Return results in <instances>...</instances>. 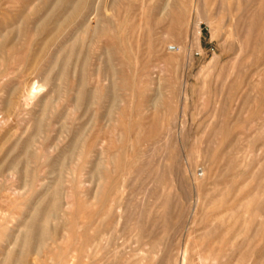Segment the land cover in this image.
Instances as JSON below:
<instances>
[{
  "label": "rangeland",
  "instance_id": "obj_1",
  "mask_svg": "<svg viewBox=\"0 0 264 264\" xmlns=\"http://www.w3.org/2000/svg\"><path fill=\"white\" fill-rule=\"evenodd\" d=\"M0 264H264V0H0Z\"/></svg>",
  "mask_w": 264,
  "mask_h": 264
},
{
  "label": "bare ground",
  "instance_id": "obj_2",
  "mask_svg": "<svg viewBox=\"0 0 264 264\" xmlns=\"http://www.w3.org/2000/svg\"><path fill=\"white\" fill-rule=\"evenodd\" d=\"M29 95H30V96L35 95V90L32 89V90H31V93H29Z\"/></svg>",
  "mask_w": 264,
  "mask_h": 264
},
{
  "label": "built area",
  "instance_id": "obj_3",
  "mask_svg": "<svg viewBox=\"0 0 264 264\" xmlns=\"http://www.w3.org/2000/svg\"><path fill=\"white\" fill-rule=\"evenodd\" d=\"M171 49H174L173 47Z\"/></svg>",
  "mask_w": 264,
  "mask_h": 264
}]
</instances>
